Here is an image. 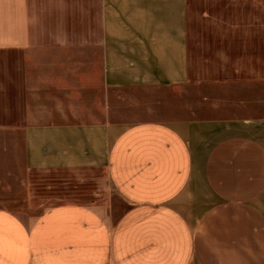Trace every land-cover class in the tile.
Segmentation results:
<instances>
[{
	"label": "crops",
	"instance_id": "crops-1",
	"mask_svg": "<svg viewBox=\"0 0 264 264\" xmlns=\"http://www.w3.org/2000/svg\"><path fill=\"white\" fill-rule=\"evenodd\" d=\"M0 264H264V0H0Z\"/></svg>",
	"mask_w": 264,
	"mask_h": 264
}]
</instances>
